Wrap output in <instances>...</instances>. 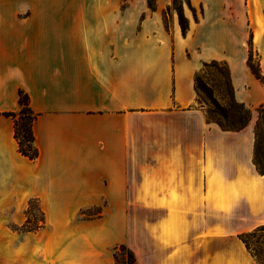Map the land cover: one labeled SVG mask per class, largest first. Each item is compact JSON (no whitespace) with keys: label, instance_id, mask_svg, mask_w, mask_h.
Wrapping results in <instances>:
<instances>
[{"label":"crops","instance_id":"0c3cea01","mask_svg":"<svg viewBox=\"0 0 264 264\" xmlns=\"http://www.w3.org/2000/svg\"><path fill=\"white\" fill-rule=\"evenodd\" d=\"M188 1L201 11H183V32L170 0H0V264H114L121 244L137 264H257L238 238L264 224L257 116L221 130L194 82L202 61L223 60L236 97L264 104L241 48L258 10ZM19 90L35 159L7 115ZM30 202L44 222L26 231ZM91 206L102 211L81 218Z\"/></svg>","mask_w":264,"mask_h":264},{"label":"trees","instance_id":"16d2710c","mask_svg":"<svg viewBox=\"0 0 264 264\" xmlns=\"http://www.w3.org/2000/svg\"><path fill=\"white\" fill-rule=\"evenodd\" d=\"M188 1V0H187ZM150 8H154V0H148ZM179 15V24L184 32L187 28L184 21L185 18L180 9H177ZM247 64L252 73L261 78V73L258 66L252 62V56L249 54ZM195 89H200L201 84L198 83V76L195 75ZM212 103L217 106L216 101L212 99ZM19 104L20 108L16 113H7L14 118V137L17 142L18 151L27 156L29 159H35L38 155V150L34 145V135L32 124L35 119V113L29 106V99L26 93L19 90ZM222 119H214L209 116L208 112L205 114L207 122L216 123L223 131H238L247 126L251 119V110L245 106L244 103H236L234 108L228 110L220 109ZM257 117L254 123V144L252 163L256 171L264 175V104H260L257 109ZM39 214V218L36 217ZM43 213L39 206L30 202L26 211V220L21 226V229L26 231H33L43 225ZM238 238L245 246L253 260L257 264H264V224L255 227L254 229L238 234ZM137 264L133 252L125 245L121 244L114 248L113 260L114 264Z\"/></svg>","mask_w":264,"mask_h":264},{"label":"rangeland","instance_id":"374dc122","mask_svg":"<svg viewBox=\"0 0 264 264\" xmlns=\"http://www.w3.org/2000/svg\"><path fill=\"white\" fill-rule=\"evenodd\" d=\"M250 2V1H249ZM256 9L258 10L257 28L253 34V37L250 38L249 35L242 45V50L245 56V62L249 54L252 56V62L255 66L259 67L260 73L262 74V79L260 82L264 88V0H254ZM185 18V25H188L187 19L184 15V10L191 11L193 19L200 17V8L191 7L189 1L187 0H170L169 5V14L175 13L179 23V15L177 9H180ZM252 21V19H251ZM180 25V24H179ZM253 21L250 25L253 31ZM262 28V29H261ZM262 30V32H261ZM262 33V36H261ZM255 38V39H254ZM199 49V47H198ZM198 76V83L201 84L200 89L197 90V103L204 112H208L209 116L214 119H222L220 109L228 110L229 108H234L236 103H243L240 101L234 92L232 86L230 74H229V65L227 62L219 59H210L202 61L196 74ZM212 99L216 101L217 106L212 103ZM248 107L254 116H257V107L258 104L255 103H244ZM207 116V114H206ZM139 211H145L139 209ZM102 211V207L91 206L81 210V218L95 217ZM36 217L39 218V214L36 213ZM8 227L16 229L17 227L12 223L4 222ZM114 252V250H113ZM121 257L119 256V262ZM120 264H123L122 261Z\"/></svg>","mask_w":264,"mask_h":264}]
</instances>
